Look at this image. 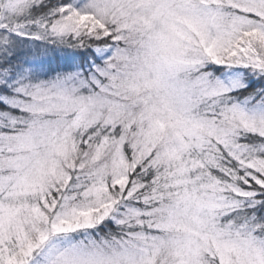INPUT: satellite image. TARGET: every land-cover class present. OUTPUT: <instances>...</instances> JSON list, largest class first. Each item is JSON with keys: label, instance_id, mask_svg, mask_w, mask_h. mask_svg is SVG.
<instances>
[{"label": "snow or ice", "instance_id": "snow-or-ice-1", "mask_svg": "<svg viewBox=\"0 0 264 264\" xmlns=\"http://www.w3.org/2000/svg\"><path fill=\"white\" fill-rule=\"evenodd\" d=\"M0 264H264V0H0Z\"/></svg>", "mask_w": 264, "mask_h": 264}]
</instances>
